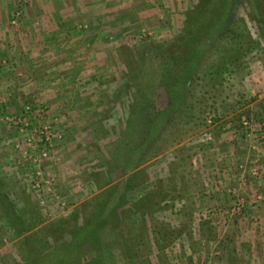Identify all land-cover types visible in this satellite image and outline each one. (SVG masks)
<instances>
[{
    "label": "rangeland",
    "instance_id": "374dc122",
    "mask_svg": "<svg viewBox=\"0 0 264 264\" xmlns=\"http://www.w3.org/2000/svg\"><path fill=\"white\" fill-rule=\"evenodd\" d=\"M197 2L90 0L67 21L70 60L52 68L24 56L40 2L0 0L2 189L13 208L27 199L45 222L84 204L87 217L103 212L105 263L264 264V19L253 0H233L229 17L232 31L246 26L258 40L243 65L213 89L194 78L143 164L126 175L116 166L135 141L118 139L128 122L166 104L157 52ZM16 240L0 219V264L21 262Z\"/></svg>",
    "mask_w": 264,
    "mask_h": 264
},
{
    "label": "trees",
    "instance_id": "16d2710c",
    "mask_svg": "<svg viewBox=\"0 0 264 264\" xmlns=\"http://www.w3.org/2000/svg\"><path fill=\"white\" fill-rule=\"evenodd\" d=\"M232 3L233 0H198L186 15L179 34L172 42L160 46L157 52V78L167 93V101L158 111L146 112L139 122H128L123 137H118L125 142L135 138L133 146L128 147L127 154H124L123 165H116L123 175L143 164L142 156L156 140L171 114L183 103L194 78L205 77L211 89L221 86L256 47L258 40L253 38L246 26H239L237 32L231 30L229 17ZM253 6L256 14L264 19V0H253ZM147 85H140L141 90ZM111 186L106 187V194L113 189ZM119 195L118 189L117 193L115 191L110 195L111 201L107 205L116 204ZM123 197H120L122 202ZM87 206L82 205L80 210H75L66 219L45 222L27 199L20 211L13 208L0 183V219L17 238L16 244L21 254L18 264H104L101 257L104 256L105 245L99 236L98 224L106 219V215L101 212L97 216L91 214L87 217ZM77 213H82L85 219L79 225ZM93 239L96 242L91 243ZM90 250H94L92 256ZM105 264L109 263L106 261Z\"/></svg>",
    "mask_w": 264,
    "mask_h": 264
},
{
    "label": "crops",
    "instance_id": "0c3cea01",
    "mask_svg": "<svg viewBox=\"0 0 264 264\" xmlns=\"http://www.w3.org/2000/svg\"><path fill=\"white\" fill-rule=\"evenodd\" d=\"M38 1L40 2L39 9H41V12L35 15L33 13L29 15L30 20L38 19L39 23L36 22L38 27H30V33L32 35L28 36L26 45L27 47L26 50H24V56L28 60L31 67H33L34 65L32 64L37 61L36 65L41 64L52 68L54 66V68H56L58 62L64 61L65 64L68 63V60H70L71 58L67 55V53L63 51V49H65L66 47L63 45L64 42L62 38L64 34L69 33L67 21L73 17L75 9H82V11L85 10V5L90 0H60V2L57 0ZM57 3H62V5L58 7V9L56 7H53V5ZM68 9H71L72 11H68ZM78 46V44H75V47ZM76 51L77 50L73 52ZM60 66H62V64L57 65V67ZM47 71H49V69H47ZM53 74L55 73L52 72L51 75ZM258 86L259 89L263 92L262 96L264 97L263 79L262 81H259ZM260 130L263 132L262 135L264 137V129ZM261 143L264 144V140ZM260 151L262 152V154H264V145L262 149L259 148V152ZM252 154H254V152H252ZM235 157L239 158L238 160H236L237 163L244 160L242 156ZM207 262L208 264L210 263V261Z\"/></svg>",
    "mask_w": 264,
    "mask_h": 264
},
{
    "label": "built area",
    "instance_id": "2783aa9c",
    "mask_svg": "<svg viewBox=\"0 0 264 264\" xmlns=\"http://www.w3.org/2000/svg\"><path fill=\"white\" fill-rule=\"evenodd\" d=\"M242 119H243L242 123L245 126V128L247 129L246 130V136L247 137H251L252 136L251 123L249 121H247L246 119H244V118H242ZM47 131H48V128L45 127L44 131L42 130L41 133L45 134V133H47Z\"/></svg>",
    "mask_w": 264,
    "mask_h": 264
}]
</instances>
